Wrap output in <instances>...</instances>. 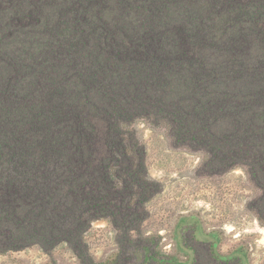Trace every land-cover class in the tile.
Wrapping results in <instances>:
<instances>
[{"label":"trees","instance_id":"obj_1","mask_svg":"<svg viewBox=\"0 0 264 264\" xmlns=\"http://www.w3.org/2000/svg\"><path fill=\"white\" fill-rule=\"evenodd\" d=\"M139 118L199 174L244 167L264 220V0H0V254L66 242L100 264L102 218L132 243L163 190Z\"/></svg>","mask_w":264,"mask_h":264},{"label":"rangeland","instance_id":"obj_2","mask_svg":"<svg viewBox=\"0 0 264 264\" xmlns=\"http://www.w3.org/2000/svg\"><path fill=\"white\" fill-rule=\"evenodd\" d=\"M127 127L145 146L148 175L161 182L163 190L146 204L149 216L139 232H132L133 242L127 247H119L108 218L91 223L84 238L94 261L238 264L240 256L245 264H264V220L249 207L260 190L247 170L237 166L222 174H199L203 153L174 146L165 124L139 118ZM218 255L233 259H213ZM0 264H80V260L68 243L61 242L49 253L39 244L8 251L0 254Z\"/></svg>","mask_w":264,"mask_h":264}]
</instances>
